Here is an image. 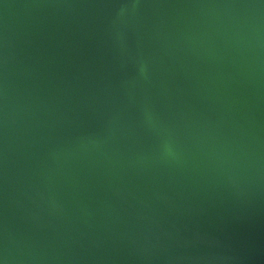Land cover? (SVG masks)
<instances>
[{"label":"water","instance_id":"1","mask_svg":"<svg viewBox=\"0 0 264 264\" xmlns=\"http://www.w3.org/2000/svg\"><path fill=\"white\" fill-rule=\"evenodd\" d=\"M0 264H264V0H0Z\"/></svg>","mask_w":264,"mask_h":264}]
</instances>
